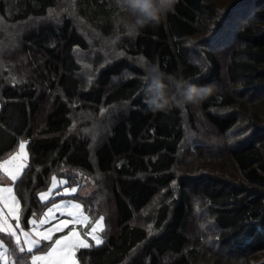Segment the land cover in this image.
Instances as JSON below:
<instances>
[{"label": "trees", "instance_id": "16d2710c", "mask_svg": "<svg viewBox=\"0 0 264 264\" xmlns=\"http://www.w3.org/2000/svg\"><path fill=\"white\" fill-rule=\"evenodd\" d=\"M127 16L116 0H0V159L27 141L24 226L53 177L80 172L106 223L82 264H264V0H176L137 35ZM145 61L212 91L153 112Z\"/></svg>", "mask_w": 264, "mask_h": 264}, {"label": "snow or ice", "instance_id": "6c2138e0", "mask_svg": "<svg viewBox=\"0 0 264 264\" xmlns=\"http://www.w3.org/2000/svg\"><path fill=\"white\" fill-rule=\"evenodd\" d=\"M26 143V141L20 142L19 151L0 163V173L3 174L0 179L7 178L15 182L20 177L22 170L27 167ZM21 160H23V163H16ZM14 164L15 167H11ZM52 179L53 189L66 183L63 180L57 182L55 177ZM77 190L76 187L66 188L62 194H74ZM50 192L41 193L40 199L48 200ZM0 205H2L0 206V264H76L75 251L79 248L87 249L94 246L90 245L87 239H81L80 234L75 229H72L69 235L52 241V232L60 231L61 227H68L69 223H92L89 217L83 213L81 205L78 203L53 204L44 214V218L34 217L28 220V224L32 226L29 231H25L21 227L20 201L13 193V187H0ZM60 208L74 209L75 212L68 211V215L72 216L73 220L61 222V226H57L55 229L50 228L46 232L40 231L39 228L48 223L49 216L54 209ZM5 209L7 212H5ZM11 221H15V226ZM103 221L104 217H99L92 224L91 230L84 234L95 241V246L104 243L99 235V232L104 231ZM21 236L24 237L23 240ZM41 241H52V243L47 246V250H44L41 247ZM9 245H11V248H9ZM28 257H30V260Z\"/></svg>", "mask_w": 264, "mask_h": 264}, {"label": "rangeland", "instance_id": "374dc122", "mask_svg": "<svg viewBox=\"0 0 264 264\" xmlns=\"http://www.w3.org/2000/svg\"><path fill=\"white\" fill-rule=\"evenodd\" d=\"M219 1H220V6L222 8H224L227 5V3L230 2L231 0H219ZM63 12H61L62 15H63ZM48 17H49V19H48L49 21H51V20H54V21L55 20H59V18H60L59 12H54V13L52 12L50 15H48ZM1 22H2V20H0V24H2ZM234 22L235 21H233V23ZM26 26L28 28H26L25 31H27V30L29 31L31 29L29 27L33 26V23H30V24H28ZM229 28H230V26H228V29ZM91 42L93 43L92 40H91ZM97 45H99V43L98 44H94V46H97ZM114 47H115V45L111 44V46L109 47V51H107L105 55L108 56L109 53H112V51L114 50ZM105 50H107V49H105ZM100 51L102 52V50H100ZM98 54H100V53H98ZM105 55H104V52H102L100 54L101 57H103ZM228 58L229 57L227 56V57H225L223 59V64H226L228 62V60H229ZM90 59L91 60H95V56L93 57L91 55H88V54L84 53L82 55V57L80 58L81 63L84 64L83 65L84 66L83 67V71H82L83 75H86V76H89L90 74L93 75L94 65L91 64ZM87 78H89V77H87ZM0 110H1V104H0ZM259 112H260V114L264 113V111L262 112V109H260ZM262 116L264 117V114ZM198 119H199V122H200L199 123L200 127L204 128V129L207 128V124L205 123L204 118L202 116H199ZM247 122L248 121H246V118L243 119V125H241L239 127V129L236 131L237 138L238 137L243 138V137H245L248 134ZM208 131H210L209 128H208ZM214 136H216V135L214 134ZM201 140H199L198 142L201 143L202 142ZM22 141H26V140H20L18 145H17V148L14 150V152H12L11 154H9L7 157H5L3 159H0V163H3L10 156H12L13 154L17 153L19 151V144ZM226 145L228 146V148L231 147V143L230 142L226 143ZM25 151L27 153V162L26 163H27V166H28L29 159H30V155H29V151H28V143H26V145H25ZM16 163H23V160L18 161ZM11 167H15V164L12 165ZM25 169H26V167L22 170V172L20 174V177L15 182H13V181H11V180H9L7 178L0 179V187H13V193L17 196V199L20 201L21 227L24 228L25 231H29L32 226L29 225L28 227H25L24 224H23V221H24V219H23V217H24V207H23V204L21 202V199L19 198V196H18V194H17V192L15 190V183L22 177L23 172H24ZM2 175L3 174L0 173V176H2ZM71 177L74 178V183L75 184L70 183V181L67 178L55 177L57 182H59L61 180L66 182L63 186L57 187L55 189L52 188L53 179L50 180V183L48 184L47 188L45 190H43L42 192H40L39 195H38L40 202H42V204L45 205L44 210L41 213H34V215L30 219H32L34 217H38V218H41V219L44 218V214L47 213L48 208L52 207L53 204L67 205V204H76V203H78V204L81 205V210L83 211V213L89 217V220L92 223H85V224L69 223L68 227H66V228L61 227L60 231H53L52 232V241H54L56 239H59V238H61L63 236L69 235L70 231L72 229H75L80 234V238L81 239H87V241H88V243L90 245H94V246H92L90 248H87V249H91V248H95V247L101 246L102 244L98 245V246H95V241L92 240V238L90 236L86 237L84 235L86 232H89L91 230L92 224H94L97 219H94L92 217V215L85 209L82 201L80 199H78V197H80V198H88V197H90L94 193L96 187H95L93 181L89 177L85 176L84 174H82L80 172H77L76 174L71 175ZM71 187H76L78 189L77 192L74 193V194H66V195L62 194V193H64V190L66 188H71ZM50 190H51V192H50ZM49 192H50V195H49L48 200H41L40 199L41 193H49ZM0 206H2V205H0ZM68 211L75 212L74 209H67V208L54 209V211L49 216L48 223H46L43 226H41L39 228V230L42 231V232H46L50 228L55 229L57 226H61V222H63V221L73 220V217L68 215ZM5 212H7L6 209H5ZM93 219H94V221H93ZM11 223L13 224V226H15V221H11ZM103 223H104V231H105V229H106L105 220L103 221ZM148 228H149V230L152 229L151 224H148ZM203 228H204V226H201V229H203ZM201 229H200V231H202ZM104 231L103 232H99V235L103 239V241L105 242ZM198 234L199 233L197 231L194 233L196 238L197 237L199 238V236H201V235H198ZM21 239L23 240L24 237L21 236ZM52 241H41V247L47 249V246L49 244H51ZM82 250H84V248H79V249H77L75 251L74 259L76 261V264H82L80 256H79V254H80V252Z\"/></svg>", "mask_w": 264, "mask_h": 264}, {"label": "clouds", "instance_id": "9594fccd", "mask_svg": "<svg viewBox=\"0 0 264 264\" xmlns=\"http://www.w3.org/2000/svg\"><path fill=\"white\" fill-rule=\"evenodd\" d=\"M175 2L176 0H116L120 10L128 14L127 17H121L119 22L127 29L128 35H137L139 29L159 24ZM141 66L145 72L142 78L145 84V103L153 112L173 105L183 107L187 103H198L213 88L212 85L197 86L183 77L168 75L161 71L158 63L145 61Z\"/></svg>", "mask_w": 264, "mask_h": 264}]
</instances>
